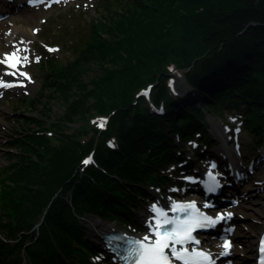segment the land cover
I'll use <instances>...</instances> for the list:
<instances>
[{"label":"trees","instance_id":"1","mask_svg":"<svg viewBox=\"0 0 264 264\" xmlns=\"http://www.w3.org/2000/svg\"><path fill=\"white\" fill-rule=\"evenodd\" d=\"M97 6L104 19L91 22L74 58L46 66L44 89L60 95L64 111L49 123L22 119L32 126L8 141L19 149L8 150L0 172V264H93L101 250L85 218L136 225L139 201L151 185H167L162 169L184 157L176 137L184 143L200 132L209 143L206 109L220 117L239 112L256 143L264 139V0ZM89 64L99 71L86 78ZM176 68L200 105L169 90ZM148 83L162 112L136 95ZM39 99H26L28 107ZM95 117L104 129L89 123ZM92 150L95 162L84 166Z\"/></svg>","mask_w":264,"mask_h":264},{"label":"rangeland","instance_id":"2","mask_svg":"<svg viewBox=\"0 0 264 264\" xmlns=\"http://www.w3.org/2000/svg\"><path fill=\"white\" fill-rule=\"evenodd\" d=\"M101 1L61 0L55 4L44 2L39 5H29L26 3V0H19L20 4H14L13 6L9 4L8 0H0V60H6L7 56L12 54L15 49L17 57L20 54L26 57L25 60L23 59L24 62L18 65L21 69L27 71L30 77V79L27 78L28 85L18 86V84H15V86L4 88L0 92V172L9 162L8 150L19 149L17 145L11 148L8 145L9 139L12 136H21L26 131V126H32L31 122L26 124L22 119L37 116L43 117L45 122L49 123L56 117H59L64 111L65 103L62 101L60 95L55 92H53L55 95H52L51 88L44 89L47 75L46 66L50 65L51 61L57 62V58L62 59L64 62L74 58L73 48L75 45H82L85 39H88L91 33V22L104 19V8H98L97 6L101 5ZM11 2L17 1L12 0ZM15 26L29 29L33 37L29 41L19 40L14 42L12 37L8 36V33L18 32ZM87 66L89 68L85 73L86 78L98 73L99 68L96 64H89ZM169 87L172 90H179L180 95H190L192 93L193 97L196 96L195 93L191 92L192 88L185 82L182 76L174 80ZM28 94H32L34 97L39 96L40 98L34 104L29 105V107L26 102ZM44 103L47 106L46 109L44 108ZM224 114L227 119L225 125L212 114L208 113L210 119L220 124L223 128V135L221 136L217 134L216 130L214 131L208 127L209 131L210 129L214 131L215 137L212 138L217 142L210 150L221 145V139L228 136L229 143H227V146L231 147L235 152L239 151L242 156L238 157V159L242 165L240 170L244 172V175L237 177L239 178V180H236L238 181V186L230 191V204L227 211L233 217L228 218L221 231L224 233L232 231L231 234L234 240L241 238L244 241L243 243L238 240L236 241L234 254L228 257L222 264H244V260L246 264H252L254 255L252 251L253 242L261 229V227L254 228L252 224H264V158L260 162L257 159L259 152L262 153L264 150V140L256 143L254 135L245 128L244 124L240 122L239 117H237L239 115L238 112L232 114L231 111L225 109ZM89 123L98 127L97 122L89 120ZM63 130L69 132L70 128L65 127ZM79 137L86 140L88 134L83 133ZM198 144V140L195 139L188 142L184 147L189 153L187 161L193 159L191 160L192 166L189 169L194 171V175L197 171L215 164L214 160L208 156L204 161H199L193 156V150H195ZM252 161L255 165L253 168L250 166ZM177 167V165H171L164 170V173L174 177L176 184L179 186L169 191L149 188L151 189V198L139 201L138 210L133 212L137 223L141 224L144 230L139 236L144 237L148 234L147 225L151 222L150 204L152 202L182 200L185 197V192L190 191L189 176H186L187 173L185 171H180V174H177ZM248 167L250 169L247 170ZM223 169V167L219 168L220 174L226 175ZM224 179L228 183L231 182V179H226L225 177ZM172 184H175V182H172ZM187 196L194 195L188 194ZM257 210H261V214ZM93 222H99L114 230H121V228L116 222L103 220L98 216L85 218L83 223L87 228L89 236L95 244L104 249L105 245L101 238L104 231L101 233L99 229L92 227ZM236 226L237 229H233ZM217 244L218 251L225 250L223 242ZM248 246H250V250ZM97 260L102 261L101 258H97ZM21 264L27 263L22 262Z\"/></svg>","mask_w":264,"mask_h":264},{"label":"snow or ice","instance_id":"3","mask_svg":"<svg viewBox=\"0 0 264 264\" xmlns=\"http://www.w3.org/2000/svg\"><path fill=\"white\" fill-rule=\"evenodd\" d=\"M14 61V62H13ZM0 63L6 64L7 67L13 69L11 72H6L7 75L22 76L30 79L26 73L19 72L18 64L20 58L15 53L9 54L4 61ZM15 86L11 82H6L3 77L0 76V88H7ZM103 127V124L100 125ZM239 131V129H237ZM85 164L89 161H84ZM194 205H188L187 208H193ZM187 208L185 211H187ZM163 219V224L159 220L156 221V228L160 229L166 225H173L168 230L159 231L156 230L153 233L152 239L145 236L139 240L132 241V250L130 252L131 264H173V260L181 261L182 264H212V257L203 251L189 252L186 247L183 250H178L177 245L184 246L187 242L199 243V241H193L192 232L196 228L206 227L215 223L212 218L193 216L188 220L168 219L167 216L157 211ZM225 255L227 250L231 247L230 243H225Z\"/></svg>","mask_w":264,"mask_h":264},{"label":"bare ground","instance_id":"4","mask_svg":"<svg viewBox=\"0 0 264 264\" xmlns=\"http://www.w3.org/2000/svg\"><path fill=\"white\" fill-rule=\"evenodd\" d=\"M15 28H16V30L18 31V32H16V33H13V32H9L8 33V36H10V37H12V39H13V41L14 42H17V41H19V40H24V41H29V39L31 38V37H33V34L31 33V31H29V29H24V28H18L17 26H15ZM24 37V38H23ZM13 53H16V51H15V49L13 50ZM18 58H20V63H23V59L25 60V56L24 55H22V54H20L19 56H18ZM1 61V60H0ZM2 61H4V60H2ZM14 62V61H13ZM3 65H6V64H3V63H0V76H2L3 77V80L4 81H6V82H15V83H18V84H26V80H25V77H22V76H19V75H17V76H12V75H7V74H5L6 72H11V71H13V69H11V68H9V67H7V66H3ZM18 70H19V72H23V73H25L23 70H21V68H19L18 67ZM27 74V73H26ZM212 123H213V127L215 128H217V134H219V135H221L222 136V131H221V129H220V126L216 123V122H214V121H212ZM222 138V137H221ZM221 142H222V144H223V146L225 145V143H226V141L224 140V139H221ZM226 148V147H225ZM257 212L258 213H260L261 214V210H257ZM229 214V213H228ZM228 217H232L233 215H227ZM261 223H256V224H252V226L254 227V228H257V227H261ZM92 227H94V228H97V229H99V231L102 233L103 231L104 232H107V231H109V230H113V229H110L108 226H106V225H104V224H100L99 222H93L92 223ZM148 229H149V231H150V235H152V233H153V229L151 228V224H148ZM239 229V228H238ZM245 237V236H244ZM251 237V236H250ZM152 238H154L153 236H152ZM225 237H224V235H222V236H220V241H223V239H224ZM227 239H228V237H226L224 240L226 241V243H227ZM239 242H242L243 243V241H244V239H241V238H236ZM228 243H229V241H228ZM231 248V247H230ZM229 248V250H233V249H230ZM248 248H249V250H250V246H248ZM253 250H254V248H253ZM225 252H223L222 254H224ZM222 254H219L218 253V255H222ZM244 264H246V261L244 260Z\"/></svg>","mask_w":264,"mask_h":264}]
</instances>
